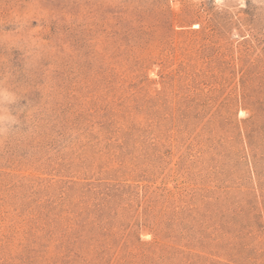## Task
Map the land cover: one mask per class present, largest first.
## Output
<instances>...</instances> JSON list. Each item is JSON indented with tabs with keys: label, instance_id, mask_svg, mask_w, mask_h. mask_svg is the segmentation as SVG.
<instances>
[{
	"label": "rangeland",
	"instance_id": "374dc122",
	"mask_svg": "<svg viewBox=\"0 0 264 264\" xmlns=\"http://www.w3.org/2000/svg\"><path fill=\"white\" fill-rule=\"evenodd\" d=\"M0 264H264V0H0Z\"/></svg>",
	"mask_w": 264,
	"mask_h": 264
}]
</instances>
